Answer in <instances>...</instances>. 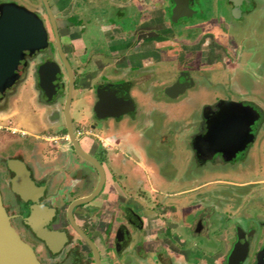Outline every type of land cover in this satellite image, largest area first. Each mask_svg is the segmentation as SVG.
<instances>
[{"label":"flooded vegetation","instance_id":"flooded-vegetation-1","mask_svg":"<svg viewBox=\"0 0 264 264\" xmlns=\"http://www.w3.org/2000/svg\"><path fill=\"white\" fill-rule=\"evenodd\" d=\"M33 1L35 2L33 7L29 6L30 9H28L35 12L42 19L47 32V46L24 56L23 62L19 66L20 74L18 78L11 86L0 93V111L7 110L12 105L13 99L19 96L20 87L30 81L34 100L45 112L44 116L47 123L43 133L37 135V137L22 129L12 127L8 123L0 125V130L5 131L4 140L0 147V191L2 203L9 215L11 226L19 237L32 248L39 264H153V262L171 264L169 255L174 251L168 247L166 242L172 237L173 230V227L168 224L167 213L170 207L161 200L162 197L168 196V194L158 191L159 193H155V195L160 196V199H152L151 189H147L145 184V189L141 190L138 195L140 200H135L136 195L127 194L130 188L126 182V172L124 168H121L127 157L132 159L140 155V158L141 156L144 157V161L140 159L141 164L144 165V168H140V170L143 172L153 170L152 161L150 160L153 155L150 150L151 145L149 146L152 135L147 136L148 143L145 147L139 144L140 151L137 152L136 145L130 144L131 147L127 145L126 138L122 135H104L110 130L114 131L113 128H117L120 121L131 116L125 113L119 117H98L94 109L95 103L98 100L102 101L103 108L100 109L99 113H104L107 94L121 95V93H128L134 103L133 112H136L138 103L136 97L131 93V89L133 85H137L138 79L136 77L113 78L102 73L99 74L97 80L91 78L87 82L86 73L80 75L70 67L73 78L72 95L74 90L77 92L85 90L87 92L84 99L80 100V98V103L74 106L77 120H74L70 114V108L74 103L72 95L69 105L70 121L78 146L93 161L82 155L68 139L63 117V105L68 88V74L57 50H55L56 47L54 48L55 38L43 3L41 0ZM101 1L103 9L99 11V15L103 17V21L112 23L114 26L118 16L126 14L129 7V9L135 10L134 0ZM137 1L140 5L143 4L142 1ZM150 1L151 7L163 12L164 20L176 27L175 36L181 33V29L186 32L206 30V33H209L210 37L206 40L207 43L213 44L215 50L225 53L223 59L226 61V80L230 79L227 76V73L230 72H235V74L243 72L252 78H255V74L261 73L264 75L263 65L254 63L255 65L251 66L253 65L251 59H253L252 54L254 52L248 48L247 40L250 28L248 33L242 37H239L238 33L233 31V29L244 28L246 19L251 18L258 11H262L261 16L263 17L264 0H178L180 6H189L186 9L189 15L175 19L172 18V15L176 0ZM6 2L22 5L17 0H0V4ZM47 3L54 16L58 32L57 20L59 16L53 12L48 0ZM145 3L147 2L145 1ZM127 4L129 5L127 6ZM136 8L139 7L136 5ZM197 16L201 17V20L205 23L190 27L189 25L192 24L190 19ZM125 19L124 24H129L127 16ZM48 31L51 32L52 39H49ZM58 37L61 47L62 43L65 46L66 41L59 32ZM46 50H48V54ZM166 51L164 50V52ZM170 51V55L175 56V49L170 48ZM64 55L66 57L65 52ZM196 58H200L199 55ZM45 61H53L59 67L58 76L53 80V89L50 91H46L45 88L39 85L40 77L37 67ZM185 66L186 69L180 68L175 77L164 84L162 95L170 97L166 94L165 89L173 85L180 77L190 85L188 87L196 85V80L190 77L189 74L193 65L187 64ZM222 81L209 79L208 85H219ZM235 93L236 96L234 97H216L213 104H203L200 118L196 121L194 131L189 136L188 149L197 168L206 165L215 166L219 163L220 166L227 165L229 169L246 170L248 173L258 172L257 176L260 175L261 178L256 181H248L243 184L231 183L227 187L231 189L238 188L244 192L246 188L254 186V183H259L257 184L258 196L264 207V168H262L261 163L253 164L250 157V150L257 139L261 138L259 133L264 128V102L258 100L251 90ZM220 100L230 101L231 104L221 106L219 105ZM240 102L242 105L239 104ZM222 107L227 113L238 116L242 121L251 122L252 124V139L244 147V150L237 152L235 156L232 154L209 153L207 147L205 148L202 144V138L198 137L205 131V122L210 123L211 120L221 116ZM83 112L86 113V122L81 120ZM253 120L255 121L252 122ZM77 126L82 127L80 134H76V130L79 128ZM82 137L89 138L90 143L85 144L81 140ZM161 139L162 136L159 137V141ZM160 144L167 149V143L162 142ZM122 150H126V152ZM10 159L20 160L27 169L33 183L41 188L35 201H25L13 191L12 179L15 172L8 166L7 162ZM154 169L157 170L155 167ZM142 186V184H139V187L143 188ZM201 186L204 185L184 187L179 190L178 196L192 195L195 201L201 197V190L199 189ZM96 189V194L90 200L72 205L75 200L91 194ZM230 192L231 195L234 194L233 190H230ZM195 205L192 212H190L191 208L184 212L183 217L180 218V223L177 227L175 226L179 231L178 235L180 234L183 237L181 238L183 241L186 235L191 238L197 236L196 239L204 237L207 241L211 240L209 232L204 233L206 218L201 214L199 205ZM34 207H37V210L34 211L32 209ZM153 210L160 212L156 217L157 219L154 220L149 217V215H152ZM244 210L239 218L225 217L224 222H229L230 227L233 225L229 232L222 233V235L221 232H218L217 237L214 235V240L218 237L222 239L224 234L227 240L230 239L220 264H224V262L227 264V257L238 239L244 240L247 244L246 257L240 264H256L257 257L260 258L264 255V238H261L262 236L257 237L255 228L244 223V218L247 216ZM33 212L35 216L30 220V214ZM226 220L229 221L226 222ZM256 221L258 226L263 229L264 237V209L260 216H256ZM197 245L199 247H196ZM178 248L181 249V247ZM192 248L204 249L200 244L193 242L189 246V250L188 248L186 250L191 252ZM212 248L215 249L216 247ZM212 248H206V250L208 249V252H210ZM205 251L202 252L204 256ZM180 256L182 257L181 264H197L198 260L196 262L191 259L185 260L182 254Z\"/></svg>","mask_w":264,"mask_h":264},{"label":"rangeland","instance_id":"rangeland-1","mask_svg":"<svg viewBox=\"0 0 264 264\" xmlns=\"http://www.w3.org/2000/svg\"><path fill=\"white\" fill-rule=\"evenodd\" d=\"M17 1L29 9L30 7H33V3H35L33 0ZM261 14L262 11H258L254 16L246 19L245 29L243 27L233 29L234 32L238 33L239 37H242L248 33V29L250 28L247 42L249 50L254 52L252 54L253 59H251L253 60V65L251 66H254V63L264 66V16L262 17ZM48 34L49 39H52L51 32L48 31ZM62 49L66 54L70 67L75 69L76 62L71 57L63 43ZM177 50L178 49H175L176 52ZM46 53L48 54V50H46ZM175 56H177V54ZM175 56L169 55L170 58ZM86 59L87 54L80 57V60L83 62H85ZM81 68L84 71H87L89 68L92 69L94 67L91 65H85ZM230 73H227V76L230 77V79L226 80V72L224 74L218 72L214 78L218 81H223L219 85L212 86L208 85V79L200 78L195 75L194 80H196V86L187 87L180 95L175 97L162 95L164 93L162 87H164L163 84L166 82L165 79H161V81L160 79H158V81L157 79H152L151 82L154 83H152L151 86L147 85V87L150 89L153 88V91H148L150 92L146 95L148 106H143L146 109L145 113H147L149 121H153V127H151L152 131H150L151 128L149 127L147 130L142 127L141 129H136L132 132L134 138L152 135V138L149 140L151 154L153 155V159H150L152 161L151 164L159 170V177L166 190L173 191L179 190L183 187L189 188L194 184L204 185L199 188L201 190V197L198 198L199 201H197L198 199L194 201L192 195L182 196L183 198L178 195L170 197L171 207L175 206L173 204L175 199H177L175 204L179 208L184 206V212L188 211L193 204H198L201 214L206 218V229L204 233L207 234V232H209V236L212 239L207 241L204 237L196 239L197 236L191 238L189 235H186L184 242L186 247H188L190 243L195 242L204 248L201 250L192 248L191 252L188 251L187 253L192 261L194 260L196 262L198 260L197 264L221 263L230 239L227 240L224 234L222 239L218 237L219 239L216 238L214 240V235L217 237L220 232L221 235L222 233L229 232L233 225L230 227L229 220H226L229 224L225 223V217L231 219L239 218L246 207L248 208L244 210V213H246L247 216L244 218L245 221H242L255 228L257 237L262 236L261 238H264L263 229L258 226L256 221V216H260L264 209L258 196L257 184L259 183H254V186L246 188L244 192L240 191L241 189L238 188L231 189L227 187V185H230L231 183L243 184L248 181H256L261 178L260 175L257 176L258 172L248 173L246 170L229 169L227 165L220 166L219 163L215 166L206 165L197 168L188 149L189 136L192 131H194L196 121L200 118V111L203 104H213L216 97H234L236 96L235 92L244 90H251L258 100L264 102L263 74H258L262 77L255 74V78H252L250 75L243 72L237 74H235V72ZM175 75L172 74L169 78H174ZM170 79H168V82ZM149 82V80L146 81V84H149ZM136 88H138V86ZM131 90L136 92L135 88H132ZM86 94L87 92L85 90H81V92H77L76 90L73 91L72 96L74 103H72V107L70 108V114L74 120H77L74 106L80 103L79 99H84ZM18 95V99L13 105L14 112L11 111L9 116L0 119V125L8 123L9 125H15L25 129L29 126L33 127L34 124L45 127L47 123L44 116L45 112H43V109H41L34 100L30 81L22 85L21 91ZM143 107L141 110L144 109ZM32 111L39 112V117L37 118L38 114L33 113ZM82 115L83 117H81V120L85 121L86 113L83 112ZM77 129L82 130L81 128ZM0 131V135L4 136L5 131ZM160 136H162L161 141H159ZM140 137L136 141L133 140L132 143L146 145L145 139H141ZM259 137L261 138L257 139L256 143L250 150V157L253 164L256 163L257 165L258 163H261L262 168H264V128L259 133ZM162 142L167 143V149L161 146L160 143ZM1 145L2 144L0 143V147ZM230 190L234 191V196L231 195ZM189 229L191 230V227ZM196 247L199 246L197 245ZM212 247L216 248L213 249ZM206 248H212V250L208 252L209 250H206ZM203 251H205V256L202 255Z\"/></svg>","mask_w":264,"mask_h":264},{"label":"crops","instance_id":"crops-1","mask_svg":"<svg viewBox=\"0 0 264 264\" xmlns=\"http://www.w3.org/2000/svg\"><path fill=\"white\" fill-rule=\"evenodd\" d=\"M130 1V0H127ZM135 1V10L129 9L126 14L118 16L116 25L112 23H106L103 21V17L99 15V11L103 9V3L101 0H48L52 10L59 16L58 32L63 36L66 41V48L74 59L75 71L77 73H86L85 77L87 80H97L99 74H106L108 77L115 78H134L138 79L137 85H133L136 92L131 90V93L135 95L138 107L136 112L129 114L131 117L124 118L119 122L117 128L114 131H108L104 135H122L125 137V142L131 147L136 145V151L139 152L140 143H132L139 137L133 136L132 132L142 127L146 129L153 127V121H149L146 109L147 97L149 90L153 91V88H148L147 85H152V79H165V83H168L169 76L175 75L177 71L186 69L187 64L193 65L190 68V77L195 79L202 76L203 78L214 80V76L217 73L224 74L227 72L225 69L226 61L223 59L222 52L215 50L213 44H208L206 41L209 39V33L206 30L202 31H185L181 29V33L175 36L174 31L176 27L170 25L167 20H164V13L158 9H153L149 4L150 0H140L143 4L140 5L137 0ZM145 1L147 3H145ZM129 4H127L128 6ZM136 5L139 8H136ZM97 6V7H96ZM128 18V23L125 25V17ZM191 25H202L205 21L201 20L198 16L190 19ZM210 31V30H209ZM172 49H178L177 56L170 58L166 54L170 55ZM164 50H167L164 52ZM173 53V52H172ZM87 54L85 62L80 60L82 55ZM191 54V55H190ZM190 55V56H189ZM199 55L200 58H196ZM179 57V59H178ZM196 58V59H194ZM85 65H91L94 68L84 71L81 67ZM175 73V74H174ZM157 77V78H156ZM201 78V77H200ZM173 78L170 79V81ZM89 80L87 82H89ZM150 81L146 84V81ZM163 84V85H164ZM87 85V84H86ZM138 86V88H136ZM196 86V85H194ZM22 86L20 87L21 91ZM19 91V92H20ZM18 96L13 99V103L7 110L0 111V119L6 118L13 111V105L17 101ZM142 107L144 108L143 110ZM37 118L39 117V112ZM135 115L133 116V114ZM36 117V116H35ZM86 122V121H85ZM149 122V123H148ZM152 123V124H151ZM148 124V125H147ZM150 124V125H149ZM17 129H22L28 132L34 137L42 134L45 127L34 124L33 127L29 126L27 129L11 125ZM82 129V127H79ZM80 130V129H79ZM32 131V132H31ZM82 131V130H81ZM152 131V128L151 130ZM96 133V131L94 130ZM137 133V132H136ZM4 136L0 135V143H2ZM141 139H145L146 144L148 143L147 136H141ZM85 144L90 143V139L82 137L81 139ZM141 141V140H140ZM131 144V145H130ZM142 145V144H140ZM146 145H142L145 147ZM125 151L126 150H122ZM144 158V157H143ZM140 155L126 158L121 168L126 172V182L129 184L130 190L127 192L134 197L135 200H140L139 194L141 190H144L145 186L147 189H151L152 199H160V196H156L155 193L162 191L167 193L168 196L161 198L165 204H168V224L173 227L172 237L166 240L168 247L174 252L170 253L169 259L171 264H181L182 254L185 260L190 259L188 256L189 246L184 244L185 240L176 229L180 223V218L184 215V206L180 208L175 204L177 199H173L174 207L170 206V197L179 195V190L169 191L164 188L161 178L159 177V170L152 168L153 170L141 171L144 165L141 164ZM145 168H147L145 166ZM148 169V168H147ZM142 184L143 188L139 187ZM146 184V185H145ZM148 184V185H147ZM145 185V186H144ZM199 184H194V186ZM149 186V187H148ZM184 188V187H183ZM193 204L190 208L192 212L195 208ZM159 210V208H158ZM158 212V214H157ZM153 210L150 218L157 219L159 211ZM176 226V227H175ZM175 227V228H174ZM178 247H181L178 248ZM185 248V249H183ZM188 248V250H186ZM179 249V250H178ZM169 260V261H170ZM169 263V262H168ZM153 264H157L153 262ZM170 264V263H169Z\"/></svg>","mask_w":264,"mask_h":264},{"label":"water","instance_id":"water-1","mask_svg":"<svg viewBox=\"0 0 264 264\" xmlns=\"http://www.w3.org/2000/svg\"><path fill=\"white\" fill-rule=\"evenodd\" d=\"M48 15L55 38V47L59 58L68 74V88L63 105V117L66 124L68 139L73 143L75 149L82 155L88 157L78 146L74 131L72 129L69 105L72 95L73 78L72 71L64 55L59 42L58 32L54 22V16L48 6L47 0H41ZM188 5H179L176 0L172 18L188 16L186 9ZM180 10V12L176 11ZM47 46V32L42 19L32 10L16 4L6 2L0 4V93L12 85L19 76V66L23 62L26 54H31ZM39 85L46 91L53 89V80L56 79L59 67L53 61H45L38 65ZM188 87L180 77L173 85L167 87L165 92L170 97H175ZM51 95V93L49 92ZM102 101L95 103V111L98 117L113 116L119 117L122 114H131L134 111V103L128 93L121 95L107 94L104 113H99L102 107ZM101 104V106H100ZM230 101L220 100L221 106L230 105ZM242 105V103H239ZM226 108V107H225ZM222 109L221 116L205 122V131L198 137L202 138L203 146L209 150V153H221L235 156L237 152L244 150V147L252 139L251 122L242 121L238 116L227 113ZM235 111V110H232ZM253 120L252 122H254ZM244 130V132H243ZM8 166L15 172L12 179V189L23 200L35 201L37 194L40 193V187L36 186L31 180L27 169L20 160H8ZM95 163V162H93ZM98 188V187H97ZM97 192L94 190L91 194L78 198L72 205L90 200ZM34 211L37 207L32 208ZM34 212L30 214L32 220ZM88 240V239H87ZM91 243L90 240H88ZM247 254V244L244 240L238 239L227 257V264H240ZM0 264H39L32 248L23 241L9 221V215L2 203L0 191ZM256 264H264V255L257 257Z\"/></svg>","mask_w":264,"mask_h":264},{"label":"built area","instance_id":"built-area-1","mask_svg":"<svg viewBox=\"0 0 264 264\" xmlns=\"http://www.w3.org/2000/svg\"><path fill=\"white\" fill-rule=\"evenodd\" d=\"M81 132H82V131L79 130V129L76 130V134H80Z\"/></svg>","mask_w":264,"mask_h":264}]
</instances>
